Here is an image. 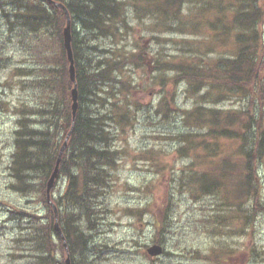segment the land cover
I'll list each match as a JSON object with an SVG mask.
<instances>
[{
	"label": "rangeland",
	"instance_id": "374dc122",
	"mask_svg": "<svg viewBox=\"0 0 264 264\" xmlns=\"http://www.w3.org/2000/svg\"><path fill=\"white\" fill-rule=\"evenodd\" d=\"M121 1H129L125 29L121 28L116 38L113 33L96 43L100 49H111V57H117V51L130 55L137 47L143 54L141 67L133 62L125 64L124 75L130 77L132 90L115 98L118 105L129 107L130 112L126 113L124 124L109 126L110 144L119 153L108 192L103 197L102 214L90 225L81 224L82 230L91 235L90 252L86 253L88 262L264 264V150L256 168L258 177L250 180L255 194L244 199V188L241 191L240 184L233 182L235 177H243L236 172V165L241 159L238 154L247 143L222 132L225 127L240 130L238 125L222 121L215 125L218 117L209 121L204 116L207 109L238 116V112L248 107L247 97L239 92L209 91L205 95L207 86L194 93L188 83L179 80L178 71L161 68L166 62L181 61L207 66L230 56L228 42L216 37L219 35L200 21L199 14L209 22L220 10L216 5L201 8L185 0L177 14L185 23L199 22V25L162 32L164 28L155 26L153 17L140 8L135 11L131 0ZM215 1L214 4L225 6L229 2ZM257 6L264 13V0H258ZM15 19L13 16L11 23L7 22L0 10V264H36L28 243L16 240L26 237L32 225L46 222L45 209L38 207L34 193L26 196L13 187L16 182L9 170L20 117L16 109L36 101L31 78L18 71L32 67L34 36L17 26ZM259 30L264 35V18ZM208 42L209 46L204 48ZM133 61L137 63L139 57L133 56ZM258 74L264 77V69ZM246 119L245 116L239 122ZM260 120L263 128L264 105ZM208 124L215 128V134ZM221 170L227 171V175L217 172ZM210 173L216 174L213 178L219 184L213 183L202 191L194 175ZM65 184L64 177L55 182L51 189L55 198L63 194ZM242 201L255 208L250 223L243 216L244 208L241 214L237 211L236 206ZM14 208L31 213L36 209L39 216L36 223L27 213L23 216L14 213ZM158 225L162 227L160 234ZM89 228L91 231H87ZM154 243L160 244L163 252L151 257L146 249ZM226 249L235 254L229 263V258L222 255Z\"/></svg>",
	"mask_w": 264,
	"mask_h": 264
},
{
	"label": "trees",
	"instance_id": "16d2710c",
	"mask_svg": "<svg viewBox=\"0 0 264 264\" xmlns=\"http://www.w3.org/2000/svg\"><path fill=\"white\" fill-rule=\"evenodd\" d=\"M54 1L65 6L70 19L71 50L78 94V109L74 120L71 111L73 83L69 78V64L63 42L66 26L64 12L43 0H9L8 4L0 0V10L5 13L7 22L14 16L16 25L26 28L28 35L34 36L32 44L35 45L32 67H22L18 71L31 78L36 89V101L25 108L16 109L20 117L14 132V153L9 170L16 182L13 187L25 195L34 193L38 207H44L46 222L32 225L29 234L16 241L28 243L36 264H65L67 256L70 264H93L86 258V253L90 252L91 235L82 230L81 224L86 222L90 225L96 216L102 214L103 197L108 192L109 180L117 167L119 153L110 144L109 126L111 123L124 124L126 113L130 112L129 107L118 105L115 98L132 90L130 77L127 79L124 75L125 64L133 62L141 67L143 50L137 47L133 55L117 51L119 55L111 57V49H100L96 43L100 38L113 33L116 38L120 29H125L129 1ZM184 1L131 0L130 3L136 12L140 8L145 15L153 17L154 25L164 28L162 32H172L176 29L184 30L185 26L199 25V22L185 23L177 14L183 9ZM190 1L201 8L217 6L220 14L214 20L207 22L204 20L206 17L199 14L200 21L219 35L216 37L228 42L231 55L210 62L207 66L181 61L166 62L161 68L178 71L179 80L188 83L194 93L207 86L205 95L209 91L228 94L239 92L247 97L248 107L242 114L238 112V116L211 109H207L204 115L209 121L218 117L215 125L222 121L227 125H238L240 130L244 128L242 134L240 130L232 131L227 127L222 132L247 143L238 154L241 159L236 165V172L243 176L237 180V184H240L241 191L244 188L246 199L255 194L256 189H252L250 180L258 177L256 168L264 150V126L260 127L264 77L258 74L259 70L264 69V35L259 30L264 13L257 6L258 0H229L227 6L214 4L215 0ZM203 46L206 48L209 42ZM133 56L139 57L137 63L133 61ZM245 116L247 119L240 123ZM208 126L211 127L210 132L215 134V128L210 124ZM71 127L72 132L57 177V180L60 177L66 179L65 190L56 198L53 191L50 193L57 210L58 232L54 226L53 207L46 199V186L60 147ZM217 172L222 176L227 175V171ZM213 176L217 177L214 173L194 175L202 191H206L213 183L219 184V180ZM242 208L245 210L243 216L249 219V223L252 222L255 208L246 202L239 204V214ZM36 211L31 213L22 208H14V213L22 216L27 213L31 218L34 217L35 223L39 217ZM161 229V225H158V234ZM87 231H91V228Z\"/></svg>",
	"mask_w": 264,
	"mask_h": 264
},
{
	"label": "water",
	"instance_id": "95a60500",
	"mask_svg": "<svg viewBox=\"0 0 264 264\" xmlns=\"http://www.w3.org/2000/svg\"><path fill=\"white\" fill-rule=\"evenodd\" d=\"M49 2L50 4L56 6L57 8H60L66 17V26L64 28L63 31V42H64V47H65V51H66V57H67V61L69 63V67H68V71H69V78L70 81L73 83V88L71 90V100H72V105H71V111H72V119L74 120L76 113H77V109H78V94H77V88H76V80H75V69H74V60H73V54H72V50H71V33H70V19H69V14L65 8L64 5H62L61 3H57L54 0H44ZM72 132V127L70 129V131L67 133L64 142L59 150V153L57 155V159H56V163L54 166V170L47 182V186H46V199L47 202L53 207L54 210V215H55V229L60 232L59 227H58V222H57V210L56 207L54 206V204L52 203L51 199H50V191L55 183L56 178L58 177V169H59V164L62 158V154L65 151L66 147H67V141L71 135ZM162 252V248L159 245H153L151 247H149L147 249V253L151 256H156L161 254ZM65 264H70V259L69 256L66 257L65 259Z\"/></svg>",
	"mask_w": 264,
	"mask_h": 264
},
{
	"label": "flooded vegetation",
	"instance_id": "af4514ba",
	"mask_svg": "<svg viewBox=\"0 0 264 264\" xmlns=\"http://www.w3.org/2000/svg\"><path fill=\"white\" fill-rule=\"evenodd\" d=\"M226 251H227V252H225V254H224V252H223L222 255H225L227 258H229V261H228V263H229V262L232 261L233 258H235V254L232 253L231 251L229 252L228 249H226ZM226 260H227V259H226ZM226 260H225V262H226ZM223 262H224V261H223Z\"/></svg>",
	"mask_w": 264,
	"mask_h": 264
},
{
	"label": "bare ground",
	"instance_id": "6f19581e",
	"mask_svg": "<svg viewBox=\"0 0 264 264\" xmlns=\"http://www.w3.org/2000/svg\"><path fill=\"white\" fill-rule=\"evenodd\" d=\"M130 28V27H129ZM90 255V254H89Z\"/></svg>",
	"mask_w": 264,
	"mask_h": 264
}]
</instances>
